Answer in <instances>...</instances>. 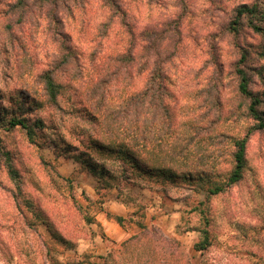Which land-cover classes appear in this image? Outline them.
<instances>
[{
    "label": "rangeland",
    "instance_id": "374dc122",
    "mask_svg": "<svg viewBox=\"0 0 264 264\" xmlns=\"http://www.w3.org/2000/svg\"><path fill=\"white\" fill-rule=\"evenodd\" d=\"M253 2L264 7V0H0V264L101 263L110 251L105 256L89 249L108 239L96 215L109 208L125 213L127 235L140 236L143 252H159L153 264H264V129L250 134L243 178L209 196L196 180L170 185L135 175L127 181L118 173L103 188L75 157L87 152L112 163L87 148L99 130L85 108V82L72 76L79 68L87 78L95 75L107 57L147 45L153 31L180 28L179 55L169 73L176 119L195 115L192 105L201 101L196 90L209 78L215 82L212 61L222 67L221 120L205 123L190 161L193 169H205L206 179L224 181L232 166L231 139L255 123L248 98L237 90L240 47L249 49V64L261 71L251 72L250 87L261 94L264 111V21L260 32L245 19L236 37L227 29L234 8ZM65 46L78 66L72 60L56 70L63 88L55 104L44 93L42 75ZM13 116L41 119L44 126L31 141L21 126L6 123ZM202 229L209 243L198 250Z\"/></svg>",
    "mask_w": 264,
    "mask_h": 264
},
{
    "label": "trees",
    "instance_id": "16d2710c",
    "mask_svg": "<svg viewBox=\"0 0 264 264\" xmlns=\"http://www.w3.org/2000/svg\"><path fill=\"white\" fill-rule=\"evenodd\" d=\"M243 19L254 31H262L264 7L257 2L237 5L227 26L234 37L238 35ZM129 40L136 42L134 36ZM180 40V28L161 32L155 30L148 37L147 45L132 47L133 49L126 47L124 51L107 57L102 66L95 70V75H89L87 78L79 68L72 76L75 79L79 75L85 82L83 87L85 108L89 111L90 120L99 130L100 138H92L87 148L94 150L102 160L109 161L110 158L113 165L111 163L108 167L106 163H99L92 159L91 155L87 156V152L82 153L85 155L84 158L79 155L75 157L83 167L97 177L100 184L103 182V188H110L111 183L108 180L115 181L118 177L115 174L118 173L127 181L135 175L170 185L177 184V179L183 182L196 180L199 182L198 188H204L209 196L237 184L243 178L247 168L246 149L250 134L264 129V111L259 108L262 97L250 87L251 72L261 74V71L249 64V49L240 47V58L234 65L237 90L248 98V114L255 123L248 128L245 136L231 139L232 166L225 180L206 179L205 169H193L190 157L193 146L196 145L197 148L199 145L205 123L213 127L221 120L222 67L218 60L212 61L210 77L215 82L211 83L209 78L196 90L195 95L200 96L201 101L195 99L197 101L192 105V112L195 115L176 119L171 103L173 93L170 89L169 73L174 58L179 55ZM64 50L57 57L54 67L52 65L42 75L44 93L48 101L55 104L63 88L56 80V70H65L73 61L74 65L78 66L72 48L65 46ZM1 121L3 120L0 119V123ZM6 123L12 127L21 126L31 141L34 140L35 129L44 126L41 119L29 122L25 117L16 116L11 117ZM184 168L188 171H184ZM8 171L15 179V170L9 166ZM96 190H99V186ZM29 206L32 208L33 205L29 203ZM104 212L108 218L124 227L123 216L109 211ZM34 214L39 217L38 212ZM137 225L146 230L140 221ZM201 235V240L194 244L198 250L204 249L209 243V232L206 229L201 230ZM149 241L152 244L150 239ZM141 243L140 236H130L122 242L117 253L115 250L110 251L101 263L88 264H153L159 252L152 246L149 252H143Z\"/></svg>",
    "mask_w": 264,
    "mask_h": 264
},
{
    "label": "crops",
    "instance_id": "0c3cea01",
    "mask_svg": "<svg viewBox=\"0 0 264 264\" xmlns=\"http://www.w3.org/2000/svg\"><path fill=\"white\" fill-rule=\"evenodd\" d=\"M118 208L122 209L120 207ZM104 211H109L113 214H117L125 217L124 212L115 211L112 210L111 208L105 209ZM104 211L98 212L96 218H97L98 226L102 228L108 239L104 240L99 236L98 238H101L100 247L96 246L93 249L91 248L89 249V252H91L92 254H103L106 256L109 251H112L113 248H115L116 250L120 248L122 242L127 240L129 237L127 235L128 231L124 227L120 226L113 219L108 218ZM81 264H86V262Z\"/></svg>",
    "mask_w": 264,
    "mask_h": 264
}]
</instances>
